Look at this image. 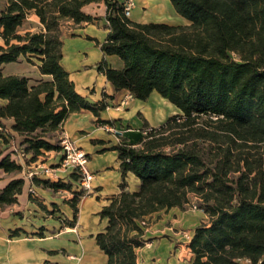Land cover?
Returning a JSON list of instances; mask_svg holds the SVG:
<instances>
[{
    "label": "trees",
    "instance_id": "16d2710c",
    "mask_svg": "<svg viewBox=\"0 0 264 264\" xmlns=\"http://www.w3.org/2000/svg\"><path fill=\"white\" fill-rule=\"evenodd\" d=\"M169 1L186 25L135 22L124 15L126 0H6L0 6V124L13 120L29 165L60 152L53 140L71 114L89 110L99 117L108 107L105 99L95 103L79 94L62 65L63 24L92 22L83 8L103 2L110 31L100 48L123 67L103 60L97 71L117 90L141 101L156 92L180 112L158 127L146 123L138 144L115 146L123 180L99 212L106 224L94 236L104 264H138L150 220L185 208L191 196L207 222L192 232L187 264H264V0ZM30 14L42 28L19 33ZM23 61L51 80L30 85L24 75L3 74L6 64ZM5 137L0 133V175L11 177L0 188L2 210L18 204L26 184ZM128 173L140 181L135 191L127 189ZM74 181L75 173L67 183L31 179L32 186L73 194L66 201L71 228L83 194L72 191Z\"/></svg>",
    "mask_w": 264,
    "mask_h": 264
},
{
    "label": "crops",
    "instance_id": "0c3cea01",
    "mask_svg": "<svg viewBox=\"0 0 264 264\" xmlns=\"http://www.w3.org/2000/svg\"><path fill=\"white\" fill-rule=\"evenodd\" d=\"M83 10L94 19L92 22H84L77 25L80 27L78 31L81 32L75 34L77 36L63 38L62 65L69 72L70 79L74 82L75 89L79 94L91 102L96 103L105 99L108 103V107L100 112L99 117H95L89 110H81L71 114L63 125L65 133L87 154L88 169L94 174L92 191L88 195L81 197L78 205L79 221L76 228L81 234L85 233V236H82L73 246L79 255L88 259L87 257L90 252H102L97 246L94 236L104 228L106 220H101L98 214L104 206L109 204L112 197L119 194L120 185L123 180L115 146L123 142L138 144L145 133V122L150 127H158L167 118L180 112L163 97L155 98V104H153V102H149V99L146 101L136 99L127 90H117L113 83L97 71V64L103 60L107 61L112 68L118 70L123 67V62L116 56L104 55L100 48L110 31L105 18L106 5L103 2L91 3L86 5ZM131 19L135 21L133 18ZM165 23L186 25L187 21L179 15L172 13L171 21ZM97 26H99L98 31ZM99 31L101 34H98L100 33ZM87 36L90 39H87ZM74 39H79L82 41V44L79 43V49L70 53V49L68 48L70 46L76 47L73 42ZM19 64H6L3 67V74L24 75L30 79V85L37 84L39 80H51V76L42 75L37 66H32L33 70L29 73L18 70ZM154 93L156 92H153L150 96L154 95ZM125 99H128L127 105L119 107ZM167 104L177 111L169 112L168 116L164 115L162 109ZM151 116L156 118V121H153ZM98 118L109 123L101 124L97 122ZM3 121L7 123L9 130L12 131L13 120ZM14 149L10 148L6 153L11 152V158L16 160L13 154ZM16 162L21 164L26 171L24 163L17 160ZM59 173L61 176L63 174L66 176V172L60 171ZM69 179L70 177L67 174L66 181ZM126 182L129 191L137 190L140 184L139 179L132 173L127 174ZM5 185L6 183L0 186V188ZM31 187L37 192L36 194L39 197L38 201L40 203L44 205H47V203L58 205L59 203L55 197L61 191L54 193L50 189L32 186L31 182L27 181L23 193L19 196L18 204L4 210L0 208V264L58 263L54 256H49L48 254L49 251H53L56 248H49L45 244V238H40L37 235L23 240L18 236L10 237V231L14 230H19L20 234H27L29 232L38 233V230L34 229V227L32 228V226L35 225L34 221L39 220L42 213L38 208L37 202L31 199ZM72 191L74 192L75 190ZM32 197L34 198V196ZM91 220H97L99 226L97 228H89L87 222Z\"/></svg>",
    "mask_w": 264,
    "mask_h": 264
},
{
    "label": "rangeland",
    "instance_id": "374dc122",
    "mask_svg": "<svg viewBox=\"0 0 264 264\" xmlns=\"http://www.w3.org/2000/svg\"><path fill=\"white\" fill-rule=\"evenodd\" d=\"M5 1L6 0H0L1 7L3 6ZM134 3L135 5L130 18H133L138 22H168L171 21L172 13L176 14L169 0H134ZM41 28L42 26L40 25L38 18L35 15L30 14L24 21L22 27L19 29V33L23 34L26 31L36 32ZM79 28L80 27L73 22L66 21L62 26L63 38L65 39V37L77 36L75 34L81 33L80 31H78ZM98 28L99 26H97V31ZM98 34H101V32ZM87 39H90V37L87 36ZM73 42L75 43L76 47L70 46L68 48L70 49V53L76 51V49H79L78 44L82 41H80L79 39H74ZM2 43L3 42L0 39V45ZM32 66L34 65L23 61V63L21 62L18 65L17 69L31 73L33 70ZM155 98L162 97H160L157 93H154V95L148 98L150 100L149 102H153V104H155ZM174 110L177 111L176 109L170 107V105L168 104L166 106H163L162 109L163 114L167 116L169 112ZM151 119H153V121H156V118L152 116ZM2 124H4V126L0 124V133L6 136L5 138L7 139V148H20V146L23 148L24 146H22L21 143L22 139L14 132L9 130V126L7 125V123L3 121ZM144 131H146L145 125ZM54 141L59 142L60 144L61 130L57 132L53 142ZM14 158L17 161L24 163L26 171L22 176L25 178L26 182H31V179L33 177H29V169L36 164L52 166L54 168L60 167V155L57 151L46 152L41 157H39L36 162H32L29 165L27 163L28 158H30L29 155L23 159H19L16 156ZM60 171L66 172V176L68 174L70 179L66 181V176H64V174L63 176H61L59 173ZM74 173L79 176V174L75 170L70 169L66 171L59 169L58 181L51 180L45 175L39 178L50 180L52 182L61 181L67 183L71 180V176ZM10 177V175H4L3 173H1L0 186L7 183L10 180ZM75 182L76 181L73 182V190H75L76 192L83 191L80 187L79 181H77L76 183ZM60 191L61 192L59 193L57 192L58 194H56L55 197V199H57L59 202L56 207L57 209L55 213L54 211L52 212V210L54 209L52 206L53 204L47 203V205H44L37 202L38 208L40 209L42 215L38 221H34L35 225H33L32 228L34 227V229H37L38 232L42 233V235L46 239L45 244H47L49 248H56L53 251H49L48 254L49 256H54V258H56L55 260L58 261L57 264H104L106 262V256L104 255V253L92 251L88 254V259H85L84 256L79 255L76 249L73 248L74 244L77 243L82 238V236H85V233L81 234L80 231L76 228L79 221L78 218L75 227L71 228L67 225V221L73 219V211L70 206L66 204V201L71 199L73 197V194L67 190ZM36 193L34 195V198H36L38 201L39 197ZM86 195L88 194L83 193L82 197ZM198 205L199 203L197 201V198L191 196V202L186 205L185 208H175L167 212H161L160 214L155 215L150 220L146 230V238L148 239V241L143 248L137 251L138 264H187L192 256L187 246L189 237L192 235V231L194 228L204 222H207L206 215L202 212ZM87 225L89 226V228H97L99 226L97 220H91L87 222ZM11 232L12 231H10V237L13 238L11 236ZM33 235L38 236V233L34 234L33 232H29L27 234H20L18 237H21V239L23 240L30 239V237ZM48 264L56 263L49 262Z\"/></svg>",
    "mask_w": 264,
    "mask_h": 264
},
{
    "label": "built area",
    "instance_id": "2783aa9c",
    "mask_svg": "<svg viewBox=\"0 0 264 264\" xmlns=\"http://www.w3.org/2000/svg\"><path fill=\"white\" fill-rule=\"evenodd\" d=\"M134 0H126L124 6V15L131 17L132 10L134 8ZM128 103V99L121 102L119 107H123ZM61 150L60 155V167L54 168L52 166H45L36 164L29 169V177H41L46 176L51 180H59L58 171L62 170H75L79 174V184L83 190V193L89 194L92 191V181L94 174L88 169V156L85 151L77 145V143L69 137L62 129L61 131ZM14 156L19 159L26 158L28 155L22 150V148H15L13 150ZM36 193L35 189L31 187L30 194L34 196ZM191 236L189 237L190 240Z\"/></svg>",
    "mask_w": 264,
    "mask_h": 264
},
{
    "label": "bare ground",
    "instance_id": "6f19581e",
    "mask_svg": "<svg viewBox=\"0 0 264 264\" xmlns=\"http://www.w3.org/2000/svg\"><path fill=\"white\" fill-rule=\"evenodd\" d=\"M76 255V254H75Z\"/></svg>",
    "mask_w": 264,
    "mask_h": 264
}]
</instances>
